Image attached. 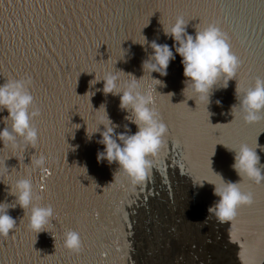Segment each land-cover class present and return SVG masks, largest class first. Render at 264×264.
<instances>
[{
    "label": "water",
    "instance_id": "1",
    "mask_svg": "<svg viewBox=\"0 0 264 264\" xmlns=\"http://www.w3.org/2000/svg\"><path fill=\"white\" fill-rule=\"evenodd\" d=\"M181 16L192 35L216 25L240 60L237 76L214 89L208 106L183 94L179 56L166 76L142 68L151 42L173 45L164 28ZM114 72L122 88L135 78L141 92L152 94L150 107L168 128L140 185L118 164L98 163L101 137L88 136L106 114L117 134L137 131L120 97L103 92L99 80ZM28 78L40 112L32 121L38 144L17 151L0 143V203L14 204L11 186L30 179L34 204L54 214L36 234L23 209H10L16 228L0 238V264H264V182L238 176L229 150H255L264 174V113L246 124L231 111L239 105L237 85L264 79V0H0V85ZM7 116L0 110V130L11 131ZM40 155L46 164L34 169ZM222 179L253 198L227 223L208 215L218 200L212 184ZM68 231L79 233V253L64 249Z\"/></svg>",
    "mask_w": 264,
    "mask_h": 264
},
{
    "label": "clouds",
    "instance_id": "2",
    "mask_svg": "<svg viewBox=\"0 0 264 264\" xmlns=\"http://www.w3.org/2000/svg\"><path fill=\"white\" fill-rule=\"evenodd\" d=\"M187 25L181 16L167 30L163 27L165 36L173 40V45L169 47L167 44L151 42L152 55L143 62L142 68L145 72L166 76L170 62L179 56L186 85L183 94L190 91L189 100H194L196 104L199 101L208 106L214 89L227 88L229 81L237 76L241 66L240 60L232 53L227 36L216 25L210 24L202 30H196L195 35L187 32ZM144 40L146 44L145 37ZM99 81L104 82L105 95L120 97V109L131 113V123L136 126L137 131L131 135L127 130L117 134L116 126L106 114L107 122L101 118L96 125V131L89 134L87 130L89 138L97 132L101 137L97 143L103 146V150L97 152V161L98 163L106 161L108 165L118 164L119 170L133 186L140 185L150 173L152 159L159 155L163 147L168 128L159 119L158 113L150 107L154 102L152 94L141 92L139 81L135 78L123 88L115 72ZM156 81L161 83L159 80ZM31 83V78L11 79L0 85V110H6L8 112L6 120L11 121V131L7 127L0 130V143L4 147L11 146L13 150L25 151L28 147L35 149L38 144V130L32 121L39 117L40 112L35 108L33 96L29 91ZM236 97L239 99V105L232 107V114L237 111L242 113L246 124L258 123L262 119L261 113H264V79L257 78L253 87L241 88L237 85ZM216 103L219 105L221 102ZM101 125L104 129L102 132ZM229 150L235 153L232 168L238 176L256 184L264 182V174L259 167L260 157L255 150L247 145ZM45 164L46 158L43 155L34 156L31 162L34 169H43ZM212 185L213 194L218 200L209 207L208 215H214L220 223L233 221L238 208L253 203L251 194L242 191L240 183H226L222 179L221 185ZM10 193L15 196V203L11 205L0 203V238H8L15 230L16 220L9 215V210L17 205L27 214L28 228L32 232L36 234L45 232L52 221L53 208L34 204V199L38 197L34 196L31 180H17L11 186ZM63 247L68 252L79 253L82 248L79 233L66 232Z\"/></svg>",
    "mask_w": 264,
    "mask_h": 264
},
{
    "label": "snow or ice",
    "instance_id": "3",
    "mask_svg": "<svg viewBox=\"0 0 264 264\" xmlns=\"http://www.w3.org/2000/svg\"><path fill=\"white\" fill-rule=\"evenodd\" d=\"M161 117L163 118V113H161ZM164 124L166 125V123H164ZM166 126H167V125H166ZM46 175H47L48 177H51V176H52V173H51L50 171H47V170H46ZM40 191L43 192L44 189H41Z\"/></svg>",
    "mask_w": 264,
    "mask_h": 264
}]
</instances>
